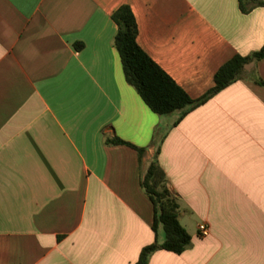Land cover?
Segmentation results:
<instances>
[{"label": "crops", "instance_id": "1", "mask_svg": "<svg viewBox=\"0 0 264 264\" xmlns=\"http://www.w3.org/2000/svg\"><path fill=\"white\" fill-rule=\"evenodd\" d=\"M122 5L192 99L264 44V7L239 0H0V264H135L163 240L140 185L155 156L191 244L147 264H264V58L185 115H156L113 46Z\"/></svg>", "mask_w": 264, "mask_h": 264}, {"label": "trees", "instance_id": "2", "mask_svg": "<svg viewBox=\"0 0 264 264\" xmlns=\"http://www.w3.org/2000/svg\"><path fill=\"white\" fill-rule=\"evenodd\" d=\"M258 7H264L263 0H239L242 14ZM111 19L117 26L113 46L118 53L125 82L134 88L149 110L159 116L177 111H183L185 115L240 78L247 64L264 58V44L248 56L234 55L215 72L213 87L202 97L192 99L139 47L137 25L129 6H120ZM255 82L264 87L261 79L257 78ZM105 144L130 147L137 151L139 157L145 152L144 148L117 137L106 139ZM166 182L165 173L155 156L140 185L152 204V230L156 235L162 233L163 240L142 248L135 264H147L149 255L157 250L181 254L191 244L190 235L179 222L178 205L166 188Z\"/></svg>", "mask_w": 264, "mask_h": 264}, {"label": "built area", "instance_id": "3", "mask_svg": "<svg viewBox=\"0 0 264 264\" xmlns=\"http://www.w3.org/2000/svg\"><path fill=\"white\" fill-rule=\"evenodd\" d=\"M197 230H198V233H199L200 237H206V236L209 235V229L204 223H200L197 226Z\"/></svg>", "mask_w": 264, "mask_h": 264}]
</instances>
